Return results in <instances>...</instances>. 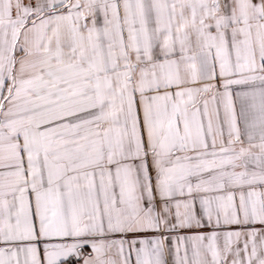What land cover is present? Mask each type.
<instances>
[{
    "label": "snow or ice",
    "instance_id": "obj_1",
    "mask_svg": "<svg viewBox=\"0 0 264 264\" xmlns=\"http://www.w3.org/2000/svg\"><path fill=\"white\" fill-rule=\"evenodd\" d=\"M0 264H264V0H0Z\"/></svg>",
    "mask_w": 264,
    "mask_h": 264
}]
</instances>
